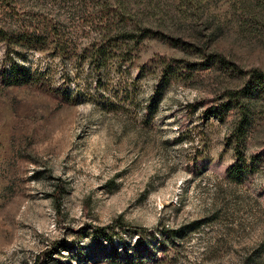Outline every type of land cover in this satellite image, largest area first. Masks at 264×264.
<instances>
[{"label": "rangeland", "instance_id": "rangeland-1", "mask_svg": "<svg viewBox=\"0 0 264 264\" xmlns=\"http://www.w3.org/2000/svg\"><path fill=\"white\" fill-rule=\"evenodd\" d=\"M257 71L264 0H0V264H264Z\"/></svg>", "mask_w": 264, "mask_h": 264}, {"label": "trees", "instance_id": "trees-1", "mask_svg": "<svg viewBox=\"0 0 264 264\" xmlns=\"http://www.w3.org/2000/svg\"><path fill=\"white\" fill-rule=\"evenodd\" d=\"M104 47H100L98 48V52H103ZM105 50V49H104ZM258 72V71H257ZM23 74H19L18 71H15V69L13 68L12 69V73H11V78L9 79L10 81H12L13 83H19V82H22L23 81ZM258 76L260 78V81L262 82V84H264V73H262L261 71L258 72ZM246 89H242V90H238L235 92L236 94V98H238L240 95L241 96H247L248 93L245 91ZM232 92L230 93V96L228 97V100L226 103L222 104V111H225V110H228L230 109L231 107H233V104L231 103V99H232ZM241 104V103H239ZM249 111L247 110V107L243 105V109H242V119L240 121V128L244 129L247 125H248V113ZM239 135V133H237ZM239 156V160L243 159V156L241 155H238ZM228 175L230 177H238L240 176V171H239V168H238V163H236L234 166L230 167L229 170H228Z\"/></svg>", "mask_w": 264, "mask_h": 264}]
</instances>
